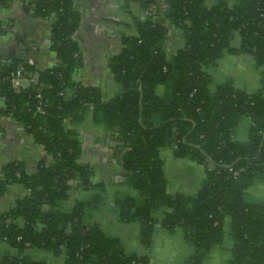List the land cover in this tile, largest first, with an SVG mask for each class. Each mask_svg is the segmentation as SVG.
Returning <instances> with one entry per match:
<instances>
[{
	"label": "trees",
	"instance_id": "trees-1",
	"mask_svg": "<svg viewBox=\"0 0 264 264\" xmlns=\"http://www.w3.org/2000/svg\"><path fill=\"white\" fill-rule=\"evenodd\" d=\"M16 1L0 0V8ZM137 1L156 14L133 21L137 36H123L122 52L109 63L121 93L107 101L101 89L75 79L82 56L74 0L28 3L36 17L50 21L59 63L40 69L16 53L0 60V134L2 120H10L46 154L32 173L17 163L2 169L0 196L16 185L29 194L0 214V243L16 252L0 253V264H48L32 260L29 249L63 257L64 264H151L149 256L127 255L118 238L86 222L89 211L104 206L109 190L83 160L84 141L75 128L91 109L94 122L119 142L121 173L113 182L118 221L140 224L148 250L156 215L167 210L161 225L170 234L182 229L193 249L183 264H205L226 236L233 242L228 264H264V200L248 194L264 181V0ZM172 29L181 31L184 44L170 56ZM228 53L254 57L262 71L257 92L230 81L212 91L206 69ZM20 69L30 85L15 88L11 79ZM247 118L248 140L240 142L235 133ZM68 121L74 129L66 128ZM162 148L206 168L196 195L168 193ZM74 191L91 195L72 202Z\"/></svg>",
	"mask_w": 264,
	"mask_h": 264
},
{
	"label": "crops",
	"instance_id": "crops-1",
	"mask_svg": "<svg viewBox=\"0 0 264 264\" xmlns=\"http://www.w3.org/2000/svg\"><path fill=\"white\" fill-rule=\"evenodd\" d=\"M31 1L19 0L8 8H0V60L4 61L10 54L16 53L29 60L31 65L45 69L59 63V59L51 49V23L36 17L31 6L28 5ZM228 1L233 2V0ZM74 6L81 15L76 40L82 56V66L76 72L75 79L84 86L101 89L104 99L111 100L121 93V87L116 82L109 63L113 57L122 52L123 36L138 35L133 21L135 19L143 21L153 11L156 14L155 8H146L137 0H74ZM238 42L236 45H239ZM183 44L181 31L172 29L167 45L169 55H174ZM206 72L213 80L212 91L228 81L232 82L236 89L250 93H255L261 88V70L256 68L254 57L250 54H225L216 67L208 68ZM159 92L163 95L164 89H160ZM3 106V100L0 98V109ZM251 125V119L242 120L236 130L235 139L246 142ZM66 128L74 129V126L68 121ZM75 128L84 141L83 160L96 169L97 180H106L109 185L104 206L98 211L88 212L87 224L99 225L107 236L118 238L127 255L149 256L151 264H183L192 254L193 249L186 242L182 229L170 234L163 228L161 220L167 210L156 215L158 224L149 250L140 241V224H121L118 221V209L115 208L118 187L113 185L114 181L120 179L121 173L118 164L119 142L116 135L108 132L103 125L94 122L92 109L86 113L83 122ZM45 157L44 149L38 146L22 127L10 120H2L0 178L3 167L10 163L22 164L32 173ZM160 158L163 161L169 194L194 196L198 193L206 177L204 166L176 158L170 148L160 149ZM125 192L138 196L136 191ZM28 194L29 191L21 185L11 188L6 195L0 196V214L10 211ZM248 194L253 198L264 200V181L250 186ZM90 195V192L74 191L71 201L88 199ZM232 247L233 242L227 236L221 246L212 250L205 264H212V257L224 255L225 250L226 253H231ZM0 253L16 255V252L5 243H0ZM26 254L34 261L48 264L65 263L63 257H55L51 253L36 249H29Z\"/></svg>",
	"mask_w": 264,
	"mask_h": 264
},
{
	"label": "built area",
	"instance_id": "built-area-1",
	"mask_svg": "<svg viewBox=\"0 0 264 264\" xmlns=\"http://www.w3.org/2000/svg\"><path fill=\"white\" fill-rule=\"evenodd\" d=\"M23 70L20 69L16 74H14L12 76V84H13V87L15 88H19L20 86H22L25 82H30L28 79L24 78L23 74H22ZM39 111H42L41 108H39ZM238 172H236L234 175L235 177L238 176Z\"/></svg>",
	"mask_w": 264,
	"mask_h": 264
},
{
	"label": "rangeland",
	"instance_id": "rangeland-1",
	"mask_svg": "<svg viewBox=\"0 0 264 264\" xmlns=\"http://www.w3.org/2000/svg\"><path fill=\"white\" fill-rule=\"evenodd\" d=\"M260 70V69H259ZM262 72V71H261ZM227 237V236H226ZM226 237L224 238V240L226 239ZM224 243V242H223ZM226 245V244H225ZM224 246V245H223ZM221 249V248H220ZM219 251V250H218ZM232 254L229 252V253H226V250H225V254L220 256V257H212V264H222L225 262V264L227 263V260L229 258H231Z\"/></svg>",
	"mask_w": 264,
	"mask_h": 264
},
{
	"label": "water",
	"instance_id": "water-1",
	"mask_svg": "<svg viewBox=\"0 0 264 264\" xmlns=\"http://www.w3.org/2000/svg\"><path fill=\"white\" fill-rule=\"evenodd\" d=\"M24 84L29 86L30 85V82H25Z\"/></svg>",
	"mask_w": 264,
	"mask_h": 264
}]
</instances>
